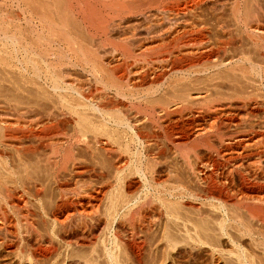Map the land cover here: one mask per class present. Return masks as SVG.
<instances>
[{"label":"bare ground","instance_id":"bare-ground-1","mask_svg":"<svg viewBox=\"0 0 264 264\" xmlns=\"http://www.w3.org/2000/svg\"><path fill=\"white\" fill-rule=\"evenodd\" d=\"M151 1L0 0V78L49 88L54 97L36 109L34 100L0 96V246L7 253L25 249L32 264L46 259L57 249L50 222L60 243L91 253L107 227L138 262L151 233L165 251L181 240L214 253L224 236L236 245L246 238L264 255V0H184L189 20L133 47L162 49L160 64L131 69L134 31L113 41L112 31ZM67 67L90 72L104 91L93 95ZM67 91L76 95L72 105ZM6 149L22 163L9 164ZM112 238L102 252L106 264H120ZM237 251L235 259L247 257ZM90 252L75 264L102 258Z\"/></svg>","mask_w":264,"mask_h":264},{"label":"rangeland","instance_id":"rangeland-1","mask_svg":"<svg viewBox=\"0 0 264 264\" xmlns=\"http://www.w3.org/2000/svg\"><path fill=\"white\" fill-rule=\"evenodd\" d=\"M183 1L184 0H178V2H177V0H173V1L172 0H152L150 4H148L147 6H145V8L144 7H140V8L137 9L136 7H134V8H136V10L134 8L133 9H130L131 12H129L128 14H126L124 16L125 17L124 22H123L124 24L122 22L119 23V26H117L116 28H114V30L116 29V31H112V32H114L112 35H114L116 33L114 35L115 38L112 37L113 38L112 41L114 39H116L118 36H120V34H122V33H126V34L130 35L129 33L132 34L133 31H134V33H133L134 35H132V38H133L132 41H134V42L129 46L130 48L131 47L133 48V47H136L137 46L136 43L137 42L139 43L140 40L142 41L145 38H148L149 36H152V35L154 36V35H156V34H158L160 32H163L164 29L167 30L169 28L171 29V28H173L175 26L180 25V22L182 20L181 18L187 17V19L189 20V18H188L189 14H188L187 10L184 9V7H182L184 5L183 4L184 3ZM133 4H134V2H133ZM180 4L181 5L183 4V5L181 6ZM181 10L183 12H185V15L183 14V12ZM184 10H186V11H184ZM200 11L203 14H206L207 13V7L206 6L201 7ZM174 12H176V13H174ZM186 15H188V16H186ZM123 25H127V26H123ZM122 26L123 27H126V28L123 29V31H125V32H122V28H123ZM117 29H119V30L117 31ZM188 38H189V36H188ZM114 43L117 46V44H116L117 41L114 42ZM117 48H119V50H120L121 49L120 45H118ZM130 48L128 49L130 51V53H131V54H129V56L127 54V52L129 53V51L126 50V52H124V51L123 52L125 54H127L128 57H131V58H128V61L130 62V64L127 61L128 64H129V68L131 67V69H134V68H136L137 66H140V65L141 66H143V65L146 66L147 65L146 67L157 65L158 62H161L162 61V59H163L162 57H164L163 55H165V52L162 49H161V51H160V49H158V51L157 50H153L152 52L151 51H146V52L145 51H143V52L140 51V52H137L138 51L137 50L136 53H135V49L136 48H133L134 50L132 48L130 50ZM107 49L109 50V47H107L106 50L104 49V51L105 52L108 51ZM100 52H102V50ZM160 56H161V58H160ZM158 64H160V63H158ZM67 68H68L67 71H69L68 72L69 78L71 80H73L75 83L78 82L80 84H83V86H86V85L90 84V85H88V88H89V86L90 87L92 86V88H89V89H90V91H93V92H91L93 95L98 94L101 91L102 92L104 91L102 84H100V83H98L96 81H93L94 80L93 77L90 78V76H89V75H91L90 72L89 73H88V71H84L83 72V70L81 68H78V67H67ZM122 71H123V68L121 67V70L118 71L117 74L122 73ZM88 77L90 78V80H88L89 79ZM10 81L8 82L6 79L4 80V79H1L0 78V96H3V95H4L3 97H5V96L6 97H8V96H11V97L12 96H14V97L15 96H20L22 98L23 97L24 98H27V100H31V101L34 100V102H35V108L36 109L37 108L44 109V108H47L48 105H50V100H52V97H53L52 92L50 93L51 89L48 88L47 90H45L46 88L43 89V87L42 88L40 87V89H39V86H37L36 84H32L31 82H27V81L26 82H23V83L21 81L20 82L21 83L20 84L21 87H18V85L15 84L16 82L14 80H10ZM83 81L85 83H83ZM87 81H88V83H87ZM93 83H95V84H93ZM22 84H23V86H22ZM94 88H95V90H94ZM101 89H103V90H101ZM66 94H67L66 99H68L69 102H71L70 100L73 99V98H75V96H76L71 91H70V93L68 92ZM24 100H26V99H24ZM72 102H74V100H72ZM72 102H71V105L73 104ZM65 107L66 106H64V108ZM82 108H81V106H74V108H72V109H74V110H81ZM72 109L71 108H69V109L66 108V110H69V111H71ZM89 111H90V109H89ZM260 111L261 112L258 113V116L259 117H264V115H263L264 114V110H260ZM70 124H71V122H68L65 125L66 126L65 128L68 129L69 128L68 126H70ZM67 129H66V131H68ZM6 151H7V153H6ZM6 151H4L5 154L6 155H10V157L8 156L9 157L8 158V161H9V159L10 160L13 159V161H11V162H13L14 164L9 161V164L11 163V164H13V166L14 165L17 166V164L22 163V161L24 160V157H21L19 159V161H21L22 158H23V160L21 162H19L17 160L19 157L17 158V156H15V152L13 150L11 151V149L10 150L9 149H6ZM36 167L38 168V163L36 165H34V167L32 169L31 168H29V169H31L30 171L34 172V171L37 170ZM178 168L176 169V171L178 170L177 171V172H179L178 174L180 175V177H182L181 174H183V173L182 172L180 173L181 167L179 169ZM177 172H176V174H177ZM46 174H48V172ZM179 175H177V176H179ZM47 176H46V178H47ZM46 178L43 181V182H45V187L47 186L46 192H45L46 194L44 195V200L47 199L48 203L51 204L52 201H53V199H54L55 191L51 188L52 185H51L50 179L49 178L46 179ZM183 179H184V174H183ZM36 201L37 200L33 201L35 203L34 204L32 202V200H31L32 204L34 205L33 206L34 209L37 206L36 204H37L38 201L37 202ZM105 202L106 201H104L101 204L100 208H99L101 213L103 212L102 209L104 208V205L103 204H105ZM207 205L208 204L206 203V205H202V206L207 207V208L210 209L211 207H209ZM177 206H179V205H177ZM180 206L178 208H180ZM35 220H36V225H41L40 224L39 217H36L35 216ZM49 223L50 222H48L46 224V228L47 229L46 228L45 229L48 231V233L50 234L51 238H53L52 240H55V243L57 244V249H56L55 252H53L52 254H50V256L46 257V259L43 258L42 259L43 261L41 260V262L39 264H75V261H76L77 257H79L81 255H86V254L88 255V253L90 252V249L89 248H84V247H80L79 248V247H73V246L72 247L71 246L68 247V246L60 243L58 237L55 236L56 235V227L53 226L51 223L49 225ZM17 227H19V225H17ZM253 227H257V226H253ZM19 229H20V227H19ZM258 229L259 228L257 227V230ZM231 231H233L231 233L232 236H235L234 234H236V231L235 230H231ZM152 234H154V233H151L150 235L152 236ZM111 235H112L111 234V231L108 230L107 227L103 228L102 231L100 232V235H99V237L96 240V243L97 244L95 243V245L93 247L94 248L93 251H92L93 253L90 252V254L91 255L92 254L93 255H97V252H100V254L102 255V258L103 259L102 258H99V260H97L95 264H106V261H108L106 259V257L104 256V253L105 252H102L103 251V244L102 243L107 242L109 240L108 238L111 239L113 237V235L112 236ZM236 235H238V234H236ZM151 236H150V239L152 238L153 240L152 239L151 240L149 239L150 241H149L148 245H146L144 247V248H146V247L147 248L144 249L145 251L143 250V252H145V253L143 254L142 259L139 262L138 261H135L132 258L130 252L126 248H124V245H123V243H121V240L119 238L113 237L112 238V240H113L112 243H109L110 245L108 244V246L110 247V249L112 251V254H116L118 256L117 258H118V260H120L119 261L120 264H233V263L234 264H260V263L261 264H264V255L260 253V250L257 249L258 247L257 248L255 247L256 245H254L253 242L249 241L246 238H243V239L240 238V241L242 243L238 241L237 242V245H236L233 242H230L229 239L222 238L224 236H221L220 241L219 240L217 241V246L215 247L216 252L213 253L211 251L212 250L211 247H209V246L208 247H204V245L202 246V245H200V244H198L196 242H195L196 244L194 243V244H192L190 246V244H187V243H185L184 241H181V240H180V243H178L180 245V246H178L179 248L176 247L177 250L176 249H171L169 251H167V250L165 251V248L159 247L160 246L159 240L157 241L156 238H153V237H155V234H154L153 237H151ZM158 239H159V237H158ZM118 242H120L121 245ZM152 242H153V244H152ZM184 243L187 244V245H185ZM155 246L159 247V249L156 247L159 250L158 252H157V249L155 248ZM74 249H76V250H74ZM24 250H23V253L22 252H18V253H9L8 252L7 253L0 246V264H30L31 262H29L26 259V252ZM237 250H240L241 253H242V250H243L244 253H242V255L247 256V257L246 258L244 257L245 259L242 258V257H241L242 259H240V257H239V259H235L236 256H233V255L236 252H238ZM258 250H259V252H258ZM234 251H235V253H234ZM71 253H73V254H71ZM229 257H231V258H229ZM107 264H111V263H107Z\"/></svg>","mask_w":264,"mask_h":264}]
</instances>
